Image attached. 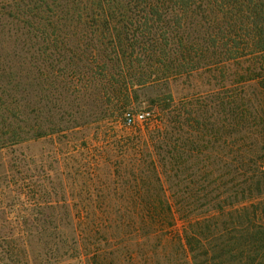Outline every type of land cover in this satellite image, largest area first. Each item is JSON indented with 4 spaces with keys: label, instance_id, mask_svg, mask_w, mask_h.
Here are the masks:
<instances>
[{
    "label": "trees",
    "instance_id": "16d2710c",
    "mask_svg": "<svg viewBox=\"0 0 264 264\" xmlns=\"http://www.w3.org/2000/svg\"><path fill=\"white\" fill-rule=\"evenodd\" d=\"M120 123L29 190L26 143ZM0 264H264V0H0Z\"/></svg>",
    "mask_w": 264,
    "mask_h": 264
},
{
    "label": "rangeland",
    "instance_id": "374dc122",
    "mask_svg": "<svg viewBox=\"0 0 264 264\" xmlns=\"http://www.w3.org/2000/svg\"><path fill=\"white\" fill-rule=\"evenodd\" d=\"M70 91V94H74L77 90ZM153 94L154 91L152 90H143L138 93L139 101L143 102V104H141L140 109L129 111L135 120V125L131 127L144 128L146 124L158 121L156 112L151 106L147 105V100ZM71 97H74V95H71ZM66 101L68 102V98H66ZM88 114L89 109L84 107L83 103L79 101L72 104L71 111L64 114V117L72 123L70 115L78 119V117ZM140 114L145 115V120L136 119V115ZM76 122L78 121L76 120ZM122 130L123 124L121 123L118 125L109 124L105 128H101L97 124H92L85 129L76 126L71 131H63L54 136L26 143L21 150L27 157L29 190L34 193L50 194L51 197H59L63 189L60 185V178L85 174L86 176H92L96 175L97 172L100 173L101 169H103V172L111 170L110 172L113 173L114 170L113 168L111 169V164L114 163L115 159L112 155H116L110 154L108 156L105 152V146L112 139L111 136L122 138ZM80 163L86 164V169L80 170ZM108 165H110V169L105 168H109ZM66 190L69 194L77 193L78 191L71 189L70 186ZM90 191L95 193L94 186H91ZM76 204L75 201L71 202V205Z\"/></svg>",
    "mask_w": 264,
    "mask_h": 264
},
{
    "label": "built area",
    "instance_id": "2783aa9c",
    "mask_svg": "<svg viewBox=\"0 0 264 264\" xmlns=\"http://www.w3.org/2000/svg\"><path fill=\"white\" fill-rule=\"evenodd\" d=\"M136 119L145 120V115H143V114L136 115ZM134 122H135V120L132 116L127 118V124H133Z\"/></svg>",
    "mask_w": 264,
    "mask_h": 264
}]
</instances>
